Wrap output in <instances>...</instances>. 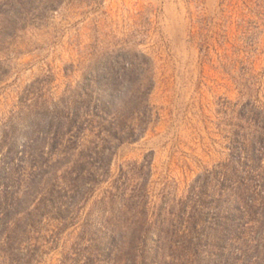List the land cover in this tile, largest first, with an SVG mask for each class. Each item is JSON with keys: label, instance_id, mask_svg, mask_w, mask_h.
Listing matches in <instances>:
<instances>
[{"label": "rangeland", "instance_id": "1", "mask_svg": "<svg viewBox=\"0 0 264 264\" xmlns=\"http://www.w3.org/2000/svg\"><path fill=\"white\" fill-rule=\"evenodd\" d=\"M0 264H264V0H0Z\"/></svg>", "mask_w": 264, "mask_h": 264}]
</instances>
